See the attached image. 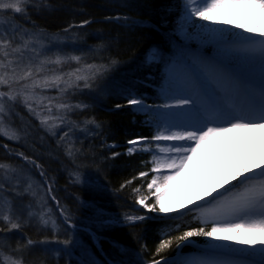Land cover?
<instances>
[{
    "label": "snow or ice",
    "instance_id": "1",
    "mask_svg": "<svg viewBox=\"0 0 264 264\" xmlns=\"http://www.w3.org/2000/svg\"><path fill=\"white\" fill-rule=\"evenodd\" d=\"M76 7L0 0V264H264V153L205 180L187 204H169L209 149L223 151L227 134L264 133V0H180L166 42L146 54V74L119 79L111 49L120 38L96 30L98 43L88 45L89 29L131 18L97 20ZM59 11L73 19L50 32L41 21ZM104 103L149 133L117 140L112 120L99 115ZM144 156L113 186L117 161ZM61 172L64 191L77 189L65 197ZM138 178L151 198L132 187ZM128 188L140 207L121 204L119 213L81 191L120 201ZM114 228L128 229L135 246L112 237ZM195 237L204 246L185 255Z\"/></svg>",
    "mask_w": 264,
    "mask_h": 264
},
{
    "label": "trees",
    "instance_id": "2",
    "mask_svg": "<svg viewBox=\"0 0 264 264\" xmlns=\"http://www.w3.org/2000/svg\"><path fill=\"white\" fill-rule=\"evenodd\" d=\"M65 3L71 2L77 5L76 11H80L79 5L83 4L85 10L94 16L97 20H103L106 16H115L117 12L121 15H127L131 19L127 22L128 26H123L121 23H95L89 29L88 45L98 43V39L94 33L96 30H103L110 33L112 37L120 38L118 43H115L111 49V54L116 56L121 63L113 73L116 79L121 78L125 73H129L134 69H143L138 71V76L146 74L147 65L144 60L148 50L153 46H159L166 42V34L171 31L175 24L176 12L169 11L174 5L180 3V0H64ZM80 17H76L79 20ZM73 19L68 11H59L42 20L41 23L48 28L50 32H56L58 28L64 27L67 22ZM133 21H142L143 23H133ZM87 49L85 48V51ZM72 51V49H67ZM79 54V52H73ZM89 59L87 63H92ZM151 91V90H149ZM111 103H104L98 107L99 115L112 120L113 129L116 132V139L123 142L126 134L144 133L148 134L149 129L134 122L133 116L130 113L123 115H109L103 111V108L111 107ZM143 117L137 116L135 120H142ZM2 151V150H0ZM140 159H150V157H133L131 159L125 157L116 162L115 166L110 168L108 179L112 181L113 186H118L124 179L131 178L140 170ZM151 173L147 179H151ZM58 186L61 189L59 195L62 197L69 196L72 191L77 189H69L64 191V186L67 183V173L61 172L57 174ZM103 179V177H101ZM106 182V181H105ZM143 185L141 194L149 195L147 192L146 183L139 178L133 181L132 187ZM82 194L85 198H93L97 203L104 207L110 213H119L120 205L132 206L139 208L140 205H135L134 199H129L132 195L131 188L126 189L121 193V200L117 201L107 193L103 196H96L93 193L85 192ZM69 202L70 201H66ZM156 215V214H153ZM158 224L159 222H152ZM128 229L114 228L111 231V236L121 241V243L129 246H135L130 236L127 235ZM198 243H204L202 238H193ZM146 242L149 247L154 248L159 242V237L154 230H150L146 235ZM104 247L107 249L108 244L104 242ZM190 248L185 247L183 253L186 255Z\"/></svg>",
    "mask_w": 264,
    "mask_h": 264
},
{
    "label": "rangeland",
    "instance_id": "3",
    "mask_svg": "<svg viewBox=\"0 0 264 264\" xmlns=\"http://www.w3.org/2000/svg\"><path fill=\"white\" fill-rule=\"evenodd\" d=\"M223 26L232 27L229 25H223ZM237 31H240V29H237ZM208 51L209 53L211 52L210 47ZM73 54L79 55L77 53H73ZM72 66L76 67L77 65L75 64V62H73ZM238 133H241V132H238ZM233 138H234L233 133H229L226 135V137L224 138L222 142L224 145L223 152H219L215 148L209 149V151L206 152V155L203 157L202 161H204L205 158H208L210 159V163L206 165V162H205V166H204L205 168L200 166L201 168L197 169V173H196V179L199 180L200 187L205 180H211L213 178H216L215 176L217 175H215V170H217V165H218L219 156H220L219 153H223L222 156L225 157L227 151H229L230 149H233L236 146V143L232 140ZM240 149L243 151L244 147L240 146ZM261 153H264V142L262 144H259L255 151L250 152V153L247 152V156L249 157H246L244 154L242 155V157H239L236 153L234 154V156L226 158L227 159L226 162L229 163V165L223 172L220 173V176L227 175L230 171L233 170L235 166L248 163L254 157L258 159ZM191 171L193 172L194 169ZM187 183H189L188 180L183 181L182 184L170 195L169 197L170 205L174 207L179 202H183L187 204V198L190 197L193 192L199 190V189H195L193 186H187V185L185 186V184ZM180 210L183 211V209H180ZM160 215H164V214H160ZM169 215H171V213ZM197 238H200V237H197ZM193 240L195 241V243L192 245H188L186 247H191V248L200 250L204 246V243H198L195 239ZM202 240H205V238H202ZM216 242L217 243H228L227 241H216ZM195 255H199V252L191 254L190 256H195Z\"/></svg>",
    "mask_w": 264,
    "mask_h": 264
},
{
    "label": "bare ground",
    "instance_id": "4",
    "mask_svg": "<svg viewBox=\"0 0 264 264\" xmlns=\"http://www.w3.org/2000/svg\"><path fill=\"white\" fill-rule=\"evenodd\" d=\"M233 136H234V138L232 140L236 143V146L233 149H230L229 151H227L225 157L222 156L223 153H219L220 156H219V161H218V165H217V170H215V175H217V176H215L216 178H218V176H220V173L223 172L228 167L229 163L226 162L227 161L226 158L234 156V154H236V153L239 157H242L243 154L246 157H249V156H247V152L250 153V152L255 151L257 149L258 145L262 144L264 142V133H261L259 131L255 132V133H247V132L238 133V132H235V133H233ZM240 146L244 147L243 151L240 149ZM205 162H206V165L209 164L210 159L205 158L204 161L201 162L200 166L204 167ZM201 167H199L198 169H200ZM196 173H197V169H194L193 172L190 171L188 174H186L184 181L188 180L189 183L185 184V186L186 185L187 186H193L195 189H199L200 183H199V180L196 179ZM191 174H192V176H191ZM198 179H199V177H198Z\"/></svg>",
    "mask_w": 264,
    "mask_h": 264
}]
</instances>
